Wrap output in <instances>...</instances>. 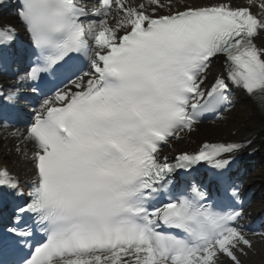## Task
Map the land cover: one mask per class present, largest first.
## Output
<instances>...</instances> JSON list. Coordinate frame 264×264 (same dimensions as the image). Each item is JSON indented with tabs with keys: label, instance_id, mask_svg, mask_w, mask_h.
Returning <instances> with one entry per match:
<instances>
[{
	"label": "snow or ice",
	"instance_id": "6c2138e0",
	"mask_svg": "<svg viewBox=\"0 0 264 264\" xmlns=\"http://www.w3.org/2000/svg\"><path fill=\"white\" fill-rule=\"evenodd\" d=\"M15 2L27 65L0 84V99L38 98L26 127L11 130L28 190L0 167V187L26 197L0 240L26 250L15 264H243L254 245L240 188L221 206L176 174L202 162L223 173L245 144L205 140L171 160L162 151L205 114L224 119L230 87L264 112V0ZM16 34L0 26V64ZM218 57L223 71L209 83ZM44 78L59 83L44 92Z\"/></svg>",
	"mask_w": 264,
	"mask_h": 264
},
{
	"label": "bare ground",
	"instance_id": "6f19581e",
	"mask_svg": "<svg viewBox=\"0 0 264 264\" xmlns=\"http://www.w3.org/2000/svg\"><path fill=\"white\" fill-rule=\"evenodd\" d=\"M198 1H200L199 3L204 2V0H189L190 3H192V2L198 3ZM236 1H238L240 3L244 2V0H236ZM253 10L255 11L256 9L253 8ZM258 40H263L261 43H264V36L259 37ZM245 112L250 113L249 116L250 115L251 116H250V118L248 117V119L250 121H248L247 123H244L243 127L238 126V125H233L232 128H234V130L236 131L234 133V135L227 133V128L222 123L214 124V125H206V126H203V127L196 129L195 131H192L191 133L185 132L183 134L184 137L174 144H176L178 146L179 145L186 146V144H188V143H184V142H186L184 140V138H188V137H191L189 142L200 143L201 140H196V139H198L202 135L206 136L210 133L215 134V133L219 132V130L224 129L222 134L225 135V138H227L229 140H232V139L236 140V139H240V138H245L247 140L253 141V143H255V144L258 143L261 151L264 152V115H260V113L249 102L246 103ZM246 113H245V116H247ZM236 118H237V116H236ZM223 125H224V127H222ZM219 134H221V133H219ZM15 143H16V141L7 134L4 136H0V164L7 165L9 167H12L13 169L23 170V172L25 170H26V172H28L29 170L26 168L25 164L22 161L17 159L16 153L12 150L13 145ZM176 145H174V146H176ZM30 147L31 146H29V148ZM254 174L256 175L257 173L255 172ZM249 180L252 181L251 178H249ZM262 202L263 201L257 200L254 207H256L258 204H260ZM256 209H260V207H256ZM263 247H264V245H263Z\"/></svg>",
	"mask_w": 264,
	"mask_h": 264
},
{
	"label": "rangeland",
	"instance_id": "374dc122",
	"mask_svg": "<svg viewBox=\"0 0 264 264\" xmlns=\"http://www.w3.org/2000/svg\"><path fill=\"white\" fill-rule=\"evenodd\" d=\"M231 116H233V114H231Z\"/></svg>",
	"mask_w": 264,
	"mask_h": 264
}]
</instances>
